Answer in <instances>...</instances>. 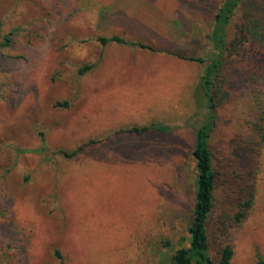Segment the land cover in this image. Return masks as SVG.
I'll return each mask as SVG.
<instances>
[{"label":"rangeland","instance_id":"obj_1","mask_svg":"<svg viewBox=\"0 0 264 264\" xmlns=\"http://www.w3.org/2000/svg\"><path fill=\"white\" fill-rule=\"evenodd\" d=\"M183 1L0 0V34L13 40L0 48V264H60L57 249L68 264H169L177 248L189 246L192 152L208 102L200 78L214 15L233 0H205L201 12L193 3L190 17ZM251 1L248 9L263 8L264 20V0ZM246 4L230 21L229 39ZM196 11L202 21L192 19ZM115 35L154 50L99 40ZM258 51V61L234 53L219 71L229 94L211 140L219 179L208 237L216 264L227 243L231 264L264 259ZM153 125L167 128L129 130ZM42 137L46 153L27 151ZM238 143L252 145L256 170L254 203L239 224L249 170ZM80 146L78 156H65Z\"/></svg>","mask_w":264,"mask_h":264},{"label":"trees","instance_id":"obj_2","mask_svg":"<svg viewBox=\"0 0 264 264\" xmlns=\"http://www.w3.org/2000/svg\"><path fill=\"white\" fill-rule=\"evenodd\" d=\"M250 2L252 1L233 0L231 2H226V4L214 15L213 29L208 36L209 42L212 45V52L211 55H209L210 61L206 65L204 73L200 78V85L203 87V91L208 100L206 105L207 111L205 121L196 129L192 152L196 161L197 178L194 190V203L191 211V222L189 225L190 243L189 246L177 248L171 257H169V264H216V261L212 259L213 257L210 253V241L208 237V223L214 211V191H216L219 179L211 140L218 121L217 107L223 101V97L229 94L225 79L220 77L219 71L223 65L224 59L230 58L234 53L239 56L242 55L240 57L246 59L248 55L252 54L250 57L258 61L260 59L257 58L260 53L259 51L257 52L258 47H261L264 51V20L261 15L263 8L254 9L253 7L252 9H248ZM245 3L247 4L243 15V22L238 25L236 39H229L228 26L230 21L237 7ZM99 40L103 44L115 41L121 44L127 43L154 50V47L141 42L128 41L117 35L110 37L103 36L100 37ZM12 41L11 34H0V48L10 45ZM188 58L190 60L203 61V59L196 57L188 56ZM81 72H83V70H81ZM154 128L161 131L165 130L167 126H134L129 130L134 134H144ZM236 145V149L241 150L240 162L243 163L244 168L248 166L249 170V177L246 179L244 188L239 191L240 194L237 202L238 210L234 216L235 223L239 224L246 218L249 209L254 203L253 192L256 170L253 164H249L250 155L253 153L251 150L252 145L250 143H238ZM83 148L84 146H80L73 152L65 151L64 154L66 157L72 158L78 156ZM47 150V144L42 137V144L40 147L27 151L46 153ZM46 158H48V156ZM242 158H245V160ZM55 254H57L60 259V264H68L64 260V256L60 250L57 249ZM233 256L234 249L232 245L230 243L225 244L221 249V256L220 259H218V264H231ZM259 257V261L264 264V259L261 254Z\"/></svg>","mask_w":264,"mask_h":264},{"label":"crops","instance_id":"obj_3","mask_svg":"<svg viewBox=\"0 0 264 264\" xmlns=\"http://www.w3.org/2000/svg\"><path fill=\"white\" fill-rule=\"evenodd\" d=\"M144 1H146V0H144ZM150 1V0H149ZM158 1H160V0H158ZM181 3V2H180ZM193 3H197L196 4V6H197V8H196V10L198 11V12H201L203 9H204V6H205V0H189L188 2H185V1H183L182 3H181V8L184 10V9H186V10H184V11H186V12H188L189 14L187 15V16H189L190 17V12H191V7H192V4ZM196 11V14H194L195 15V17H192V19H194V20H196V21H198L199 19L202 21L203 20V15L202 14H199L198 12ZM218 11V10H217Z\"/></svg>","mask_w":264,"mask_h":264}]
</instances>
